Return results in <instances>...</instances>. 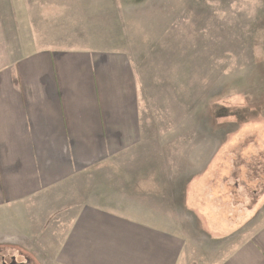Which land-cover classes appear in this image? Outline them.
I'll return each instance as SVG.
<instances>
[{
  "label": "rangeland",
  "instance_id": "374dc122",
  "mask_svg": "<svg viewBox=\"0 0 264 264\" xmlns=\"http://www.w3.org/2000/svg\"><path fill=\"white\" fill-rule=\"evenodd\" d=\"M5 9L27 52H127L141 135L42 195L40 209L13 210L5 223L16 233L0 238V253L58 264L50 229L62 233L89 203L185 235L189 264L223 262L264 218V0H6Z\"/></svg>",
  "mask_w": 264,
  "mask_h": 264
},
{
  "label": "crops",
  "instance_id": "0c3cea01",
  "mask_svg": "<svg viewBox=\"0 0 264 264\" xmlns=\"http://www.w3.org/2000/svg\"><path fill=\"white\" fill-rule=\"evenodd\" d=\"M3 1L0 238L16 233L5 223L13 210L21 215L28 205L40 209L42 195L138 145L141 135L139 81L127 52H27L5 25ZM21 218L11 224L15 229L17 222L19 233L27 229ZM52 230L50 236L59 237L53 253L58 264H189L191 255L185 235L89 203L77 209L62 233ZM220 264H264V218Z\"/></svg>",
  "mask_w": 264,
  "mask_h": 264
},
{
  "label": "flooded vegetation",
  "instance_id": "af4514ba",
  "mask_svg": "<svg viewBox=\"0 0 264 264\" xmlns=\"http://www.w3.org/2000/svg\"><path fill=\"white\" fill-rule=\"evenodd\" d=\"M0 264H27V261L18 259V256L12 252L8 255L4 252V254L0 253Z\"/></svg>",
  "mask_w": 264,
  "mask_h": 264
}]
</instances>
